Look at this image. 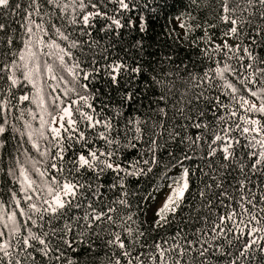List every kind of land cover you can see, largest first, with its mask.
Returning <instances> with one entry per match:
<instances>
[{
	"label": "snow or ice",
	"instance_id": "1",
	"mask_svg": "<svg viewBox=\"0 0 264 264\" xmlns=\"http://www.w3.org/2000/svg\"><path fill=\"white\" fill-rule=\"evenodd\" d=\"M0 264H264V0H0Z\"/></svg>",
	"mask_w": 264,
	"mask_h": 264
},
{
	"label": "trees",
	"instance_id": "2",
	"mask_svg": "<svg viewBox=\"0 0 264 264\" xmlns=\"http://www.w3.org/2000/svg\"><path fill=\"white\" fill-rule=\"evenodd\" d=\"M171 2H172V0H169V3L170 4H171ZM209 2L212 3L213 6H215V0H209ZM177 8H179V4H177ZM167 11H168V13H172V9L171 8H169ZM164 16H165V13L162 12L160 14V17L159 18L153 20V29H152V32H151V38L152 39H156V40H163L164 39V35L162 34V27L165 24ZM207 18L208 19H211L210 12H209ZM209 31L212 32V33H215L217 35L219 34V28H217V29H210ZM157 34H160V35L157 36ZM213 38H215V36ZM177 53H178V55L181 58H183L185 60L186 63L188 62V59L189 58H192L193 60H196L197 64L200 63V61L197 60V52H196V50H194L192 48H189L187 46V44H183L182 43L180 45V47L177 49ZM97 87H99L101 89L103 88V86L102 85H99V84L97 85ZM141 99L143 100L144 105H146L147 102H148L147 99H145L143 97H141ZM141 110L143 111L144 109L142 108Z\"/></svg>",
	"mask_w": 264,
	"mask_h": 264
}]
</instances>
